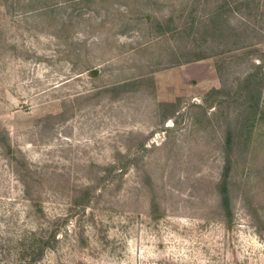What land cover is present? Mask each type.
<instances>
[{"label": "rangeland", "instance_id": "rangeland-1", "mask_svg": "<svg viewBox=\"0 0 264 264\" xmlns=\"http://www.w3.org/2000/svg\"><path fill=\"white\" fill-rule=\"evenodd\" d=\"M0 264H264V0H0Z\"/></svg>", "mask_w": 264, "mask_h": 264}, {"label": "trees", "instance_id": "trees-1", "mask_svg": "<svg viewBox=\"0 0 264 264\" xmlns=\"http://www.w3.org/2000/svg\"><path fill=\"white\" fill-rule=\"evenodd\" d=\"M213 91L216 93H221V92H223V87H221L220 89L215 88V89H213Z\"/></svg>", "mask_w": 264, "mask_h": 264}]
</instances>
